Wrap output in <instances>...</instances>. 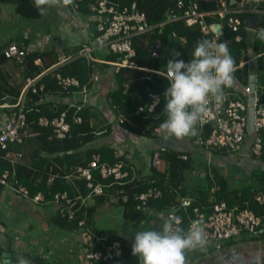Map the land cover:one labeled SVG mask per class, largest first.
Masks as SVG:
<instances>
[{
  "label": "built area",
  "instance_id": "built-area-1",
  "mask_svg": "<svg viewBox=\"0 0 264 264\" xmlns=\"http://www.w3.org/2000/svg\"><path fill=\"white\" fill-rule=\"evenodd\" d=\"M200 1L174 0L172 6L165 13V20L151 24L145 13L139 11L136 2L123 4L114 0H92L87 6L85 15L87 16V25L85 26L80 20L83 29L88 28L92 33L90 41L71 55H66L63 45H58L57 63L49 68H43L42 72L34 78L27 77L25 85L15 101H12L11 97L0 99V160L8 162L14 167L23 158L22 148L24 145H27L28 141L37 135L27 117L31 109V106L28 105L30 91L34 94L39 91L43 92V96L35 105L52 102L55 106L64 104L68 107L66 111L61 112L53 119L43 116L38 120L40 126L48 127L51 130V138L64 140L71 136L72 124L67 121L69 109L74 108L76 114L84 108L91 107L92 92L101 79V76L96 73L91 76L90 81L94 83V87L89 89L86 85L82 86L75 77H64L57 74V84L61 92L55 95L52 92H45L44 84L39 85L40 87L37 85L44 74L77 57H86L89 62L97 64H109L115 72L122 68L140 69L134 61L137 49L148 47L150 55L154 58L158 57L163 46L162 40L156 39L153 42L152 37L156 32L161 34L167 23L176 21H183L185 26L198 29L201 33L200 40L219 39L229 45L231 40L226 38V32L229 31L234 36L235 42H241L243 36L240 34V30L243 22L239 17L240 14H249L245 28L250 32L256 29L260 20L259 16L264 14L263 9L257 3L253 4L251 0H217L215 1L216 8L212 10H203ZM63 3L70 8V12L74 15L78 14V6L73 0H63ZM254 17H258L259 20L254 24L255 29H251L249 24ZM172 37L185 41L175 33L172 34ZM28 38L29 36L26 34L20 41H11L4 45L0 49V56L14 64L24 65L32 54H38L39 56L34 59V64L43 67L42 57L48 56V47L52 45L53 39L49 35H42L34 41H28ZM102 52L109 56H115L116 60L109 62L96 56L97 53ZM260 61L264 64V52L254 53L252 47L247 46V50L243 51L239 66L234 68L236 71L247 67L246 75L241 79L234 77L231 87L225 89V98L219 106L212 101L209 102V112L203 120L197 123L195 135L185 138L186 143L182 148L190 154L194 149H197L205 157L210 177H213L210 169L216 151L227 152L224 159L247 158L264 161V92L259 85ZM145 71L162 76L159 72L163 70L145 69ZM63 91L66 92L65 95L62 94ZM148 95L151 99L148 108L139 106L135 111L137 115H142V118L147 121L143 126L140 127L138 123L119 113L113 115L109 125L123 129L125 126L137 129V133L144 138L161 137L159 127H156L152 120L159 117L156 114V109L161 105L162 98L159 93L150 92ZM72 121L74 124H79L82 122V118L73 115ZM212 123L216 127L208 136H205L203 127ZM107 131L104 129L96 134L101 136ZM96 143L98 142L96 141ZM167 146L170 144L159 145L158 148L145 151L150 169L157 172L162 169L161 152L168 150ZM173 146L181 147L177 139L174 140ZM114 149L116 155L124 160L109 165L101 162L98 155H94L89 166H79L72 173L64 176L69 183H73L76 179L86 180V186L89 189L86 196L76 194L71 197L67 192L54 195L51 205H54L57 208L56 211L67 221L72 222L80 208L86 207L88 200L94 196L107 195L106 186H120L121 189L115 197H112V200L119 201L120 198L123 202L127 201L128 193L122 188L138 179L136 170L131 164L133 155L119 147H114ZM188 157V154L183 153L184 160H187ZM92 169L99 170L101 179L105 181L113 179L112 182L108 185L100 182L94 183L95 177L92 174ZM200 173L201 169H198L194 174L199 175ZM14 175V168L12 171L4 169L0 172V185L4 187L2 194L8 193L37 206L46 202L42 193L39 192L31 197L26 187L13 185L9 178ZM55 178V175L49 174L47 184H52ZM154 183L155 180H152V184ZM215 190L217 187H214L212 192ZM162 197L163 190L157 186H151L144 192H134L135 210L150 216L151 220L148 221L159 228L166 220L174 217H179L178 226H180L182 217L177 215V211L183 210L187 213L193 199L181 196L178 199L179 206L167 212L150 207L151 201ZM253 202L261 207L260 214L249 207H242L241 204L229 206L225 201L215 202L211 197L209 205L194 207L193 217L189 219L190 224L194 220H200L207 233V245L210 244L213 249L221 252L225 250V242L234 238L245 236L246 242L250 243L252 240L259 239L264 232V191H254ZM248 203L246 202V205ZM144 222L137 218L133 219V223ZM86 223L82 221L80 226H84ZM84 228L85 231L81 237L76 238H79L80 241L79 264H122L124 243L126 242L129 247L132 244V239L129 236L108 238L92 231L89 227L84 226ZM72 233L74 234V232Z\"/></svg>",
  "mask_w": 264,
  "mask_h": 264
},
{
  "label": "trees",
  "instance_id": "trees-1",
  "mask_svg": "<svg viewBox=\"0 0 264 264\" xmlns=\"http://www.w3.org/2000/svg\"><path fill=\"white\" fill-rule=\"evenodd\" d=\"M78 6L79 13L86 15L87 6L92 0H73ZM123 4H132L136 2L139 11L145 13L148 22L151 24H157L165 20L166 11L172 6L174 0H114ZM217 0H201L200 5L203 10H212L216 8ZM253 4H256L263 9L264 11V0H251ZM46 8L45 0H23L19 5H17V13L29 20H39L45 15L38 12L37 6ZM249 14H240V18L243 22V25L240 30V34L243 36L241 42H235L233 35L228 31L226 32V38L230 41L228 47L229 52L235 60L234 68L239 66L240 59L244 50H247V42L250 38L249 33L245 28L247 26V18ZM260 20L256 25V28L264 27V14L260 15ZM175 33L178 37L184 38L186 43L181 46L179 45V39L172 37V34ZM153 36V35H152ZM36 38H28V41H34ZM156 39L162 40V49L158 57H152L148 51V47L137 49V56L135 58V63L140 69H130L122 68L118 72H115L113 67L109 64H97L89 62L86 57H77L70 62L57 67L55 70L49 72L38 82V86L41 84L45 85V92H52L55 95L61 92L60 87L57 84L56 75L60 74L64 77L70 76L75 77L80 81V84L86 85L89 89L94 87V83L90 81L91 76L96 74H103L105 70L111 71L110 76H112L111 81L114 83V87L109 94V101L111 103L112 109L115 114H122L128 119L133 120L141 126L144 125L147 121L142 118V115H137L135 111L139 106H144L146 109L151 102L149 93H159L162 98L161 105L156 109V114L159 115L158 118L152 120L156 127H159V123L163 120L164 114L162 113L164 100L163 92L168 86V80L157 74H153L145 71V69L151 70H164V66L167 64L169 59H181L185 62H188L191 59V53L195 44L201 39V33L198 29H192L183 23V21H176L167 23L163 27L161 34L156 32L152 37L153 42ZM209 39V38H208ZM252 52L259 53L264 52V42L259 41L256 38V33L254 32L252 38ZM61 42L55 41V45H59ZM81 45L79 48H81ZM77 48L74 51L66 49V54H73L79 49ZM1 49V48H0ZM72 52V53H70ZM52 54V51L48 55ZM178 54V55H177ZM97 54L96 56H98ZM39 56L38 54H32L26 61L24 65H17L22 70V73L25 72V79L27 77L34 78L38 76L43 68H49L52 64L57 63L58 55L53 56L52 64L45 63L46 57L43 58V67L37 66L34 64V59ZM116 60L115 56L107 57V61ZM7 63V60L0 56V99L5 97H11L12 101H15L18 95L20 94L24 85L18 89L17 87L11 85L2 69V65ZM247 73V67L234 71L235 78H243ZM259 85L263 88L264 92V64L260 61L259 64ZM40 87V86H39ZM63 95L66 92L63 91ZM43 96V92L40 91L37 94H34L32 91L29 92L28 105L31 106L30 111L28 112V121L31 123L33 130L37 132V135L30 139L27 145H24L23 149V158L18 162L14 167L10 163L0 160V172L4 169H9L12 171V168L15 169V175L9 178V181L15 186H24L28 189L29 195L31 197L35 196L37 193H42L45 197L46 202L40 204L41 206L51 205V201L54 198L56 193L67 192L69 196L74 197L76 194L86 196L89 192L86 186V180L76 179L73 183H69L65 180L64 176L72 173L79 166H89V163L93 160L94 155L100 157L101 162L108 163L109 165H114L115 163L124 160L122 157H118L115 153V149L110 147L104 141L103 143L97 144L101 137L110 135L111 125L100 127L95 129L91 121V112L92 107L84 108L81 111H78L75 114V109L71 108L68 111L67 121L71 125V136L64 140H58L51 138V130L48 127L40 126L38 120L40 117H48L53 119L54 117L60 115L61 112L67 110V106L64 104H59L55 106L52 102L41 103L35 105L36 102ZM264 97V94H263ZM147 112V111H146ZM80 116L82 122L79 124H74L72 121V116ZM216 127L215 124H208L203 127L205 136ZM129 131L138 132L137 129L124 127ZM107 129V133L98 136L96 133L101 132L102 130ZM190 137V136H188ZM176 140L175 138H173ZM183 139V138H182ZM180 141V139H177ZM36 144H32V142ZM170 144L173 146V143L167 142L165 145ZM181 147L179 148H170L166 151L161 152V160L163 163L162 169L157 172L154 169L152 170L149 178L135 179L133 182L128 183L127 186H124L122 189L126 190L128 193L127 201L123 202L119 198V201H116L119 205H122L124 208V215L126 218L133 221L134 218H137L139 221L149 220L147 215H144L141 212L135 210V204L133 198L134 192H144L151 186H157L163 190V197L151 201L149 203L150 207L158 210L167 212L170 209H174L179 206V197H188L192 198V204L187 209V213L183 210H178L177 215L182 217V223L180 228L187 229L190 224V218L193 217V210L196 206H206L209 205V199L214 198L215 202L225 201L229 206L235 204H241L242 207H249L258 214L261 212V207L257 206L253 202L254 191H264V170H259V172L254 173L257 178V182L253 178L248 179V185L246 187L235 188L232 187L229 178L225 177L220 172V167L214 162L223 160L227 152L225 151H216L214 161L211 164L210 172L213 177L206 175L203 181L206 183V186L201 185H191L187 183V180L192 179L191 175H194L196 169L194 167V162L192 154L185 152ZM27 149L25 152L24 149ZM31 149V150H30ZM31 151V152H30ZM183 153L188 154L189 157L187 160L182 158ZM189 173V175H187ZM259 173V174H258ZM49 174L56 176L52 184H47V177ZM92 174L95 177L94 183H103L104 185L110 184L113 179L103 180L100 177V172L98 169H92ZM261 174V175H260ZM132 175V173H131ZM152 180H155V183L152 184ZM252 182H254L252 184ZM256 183V184H255ZM217 187V190L212 192V189ZM121 189L120 186H106L105 192L107 195L94 196L92 198V203L87 204L86 207L80 208L76 213V217L72 222L67 221L66 218L62 217L58 212L52 216V224L61 226L62 228L68 227L71 232L77 231L81 226L80 222L85 221L90 223V218L96 212L97 207L105 204L112 200V197H115L118 191ZM4 187L0 185V195L3 193ZM121 197V196H120ZM246 202H249L246 205ZM189 217V218H188ZM86 223V224H87ZM138 224V223H134ZM264 236V232L262 234ZM21 250V249H19ZM11 253V260L16 261L20 257H16L13 252L12 245L8 244L6 247L0 244V261L3 262V253ZM21 253V252H20ZM27 259L30 260L28 256ZM33 260L37 264H51L45 263L40 257ZM133 255L131 254V247L124 243L123 255H122V264H131ZM59 264V263H56Z\"/></svg>",
  "mask_w": 264,
  "mask_h": 264
},
{
  "label": "crops",
  "instance_id": "crops-1",
  "mask_svg": "<svg viewBox=\"0 0 264 264\" xmlns=\"http://www.w3.org/2000/svg\"><path fill=\"white\" fill-rule=\"evenodd\" d=\"M49 2L51 4H55V6L57 5L56 14H58L62 18L65 19L67 17V14L73 16V21L75 20L76 21L74 23H70L69 25L72 26L73 28L80 29L81 27L80 20H82V18L85 15H83L82 13H79V11H77L78 14L74 15V13L70 12L67 8H64L62 6L63 0H49ZM45 4H46V0H45ZM79 15H81L82 18ZM28 31H29L28 36L31 39H34V36L32 35L30 28H28ZM42 35L44 36V35H49V34H42ZM253 35H254V32L249 33L250 38L247 42L248 47L253 46L252 45ZM55 41L56 39L53 38L52 45L48 47V52L52 51V54L50 53V55H52L51 60L52 58H54L53 56L58 55L57 49L59 46L54 44ZM185 43H186V40L185 41L179 40V45L183 46ZM68 48L69 47H67V49ZM74 50H71V51H74ZM66 55H71V54H66ZM98 56L103 60H107V57H109V55L103 52L99 53ZM241 59H242V56H241ZM51 62H50V65L52 64ZM5 64H7V66H9L10 69L13 68L15 65L14 63L10 61H7V63ZM4 65H2V69L4 68ZM110 74H111V71L105 70V73L100 75L101 79L100 81H98L97 85L95 86L92 92V97H93L92 101H94V103H92L91 105L92 110L94 109L95 105L98 102H100L103 105V111H104L103 113L105 114L107 118V121H103L99 125V128L108 126L110 119H112L113 115L115 114L114 110L112 109V106L108 103L109 94L114 87L113 86L114 83L111 81L112 76H110ZM45 75L46 74L41 76V78L44 77ZM110 132H111L110 135L109 134L106 135L107 137L106 140H104L105 137H101L97 141L98 142L97 144H99L100 142L103 143L104 141H106V143L110 145V147L112 148L119 147V148H122L125 152L131 153L133 155L131 164L136 170L138 179H141L144 177L148 179L152 173V170L149 168L148 162L146 160L147 158L143 157L142 152L140 151L153 150L155 148H158L159 145H164L167 142L169 143L174 142V140L171 138L168 140H164L163 136L159 138H156V137L144 138L140 136L137 132H133V130L129 131L128 129H125V128L123 129L120 127H112V129H110ZM185 138L180 139V141L179 140L177 141H179L180 144L183 145L186 143ZM159 139L161 140V143ZM128 140H131L132 142L131 146ZM137 159L141 161L140 164H137V161H138ZM215 163L220 167V170L221 168L225 170L230 169L231 166H234V165L241 166L243 173H245L247 177L246 182L248 181V179L250 180V178H253V180L257 182V178L254 175L255 171L257 173L259 172V170L260 171L264 170V161H256L254 159H247V158L238 159V160L223 159L220 161L215 160L214 164ZM198 169H201V172H205V173H200V175H202L201 180H203L206 175H209L207 172V169L204 170L205 166H199ZM221 174H223V172H221ZM223 175L229 178V181H231L230 184L232 187L239 188V189L243 187V186H240V183L238 181V179L242 178L241 175L235 174L234 176H231L227 172H225ZM191 176H192V179H190L191 183H189V186H191L190 184L197 185V182L199 180L198 175L194 174ZM248 182H251V181H248ZM7 204H10L11 207L18 209L19 211H25L27 209H30L37 217V220H39L40 225L42 227V232H44L43 238H41L40 234H37V235L32 236L30 240L31 244L34 245V248H33L34 252L37 253L35 259L40 257L42 260H44L45 263H51V264H56L57 259L61 261L59 264H68L70 262H73L74 264H79L78 258H79L81 250L79 251L78 249L77 250L75 249V247L77 248L79 247L80 249V241L78 240L79 238L76 239L78 237V234H73L69 230L68 227L62 228L61 226H56V225L55 227H52L53 225L52 216L57 212L56 211L57 208L54 205H53L54 214L53 213L50 214L49 211L44 210V207L47 208L48 206H41V205L35 206L29 201L20 199L18 197L16 198L8 193L1 194L0 195V205L7 206ZM89 204L90 203H88V205ZM1 208L2 207L0 206V209ZM47 212L49 216H46ZM2 216H3V213L0 212V233H3L5 235V238H7V242H4L5 243L4 247H6V245L9 242V244L12 245L13 252L18 253V251L23 250L25 246L26 247L28 246V243L26 241L25 243L23 242V244H20V242H17V240L21 241L19 240L18 237L21 235L23 236L24 233L20 230H17L18 227H14L12 230H15V232H14V236L12 237L8 232L10 231V228L8 227L7 223L2 221ZM7 216H9L8 213H7ZM46 218L47 220H50L51 222L49 224L50 226L47 223H45L44 219ZM148 218L149 220H151L150 216H148ZM146 222L147 221L145 220L144 223ZM90 224L91 223H88V225ZM155 227L159 230V226H155ZM33 228H34V225L32 224L28 225V229L30 231H32ZM46 237L49 239L47 240ZM63 241L66 242L67 248L64 246H63L64 248L62 247L61 243H63ZM246 241L247 239L245 236L226 241L225 247H224L225 250L222 252L219 250L213 249L212 245L210 244L206 245V248L203 250L199 248L194 249V250H187L185 252L184 264H256L258 263V261L264 258V236H261L259 239H256V240H252V242L250 243H247ZM17 243L19 245H17ZM0 244L2 245L1 241H0ZM17 256L18 255H16V257ZM48 256L51 257V260L49 262L47 261ZM30 260L32 261V259ZM12 262L14 261L12 260Z\"/></svg>",
  "mask_w": 264,
  "mask_h": 264
},
{
  "label": "clouds",
  "instance_id": "clouds-1",
  "mask_svg": "<svg viewBox=\"0 0 264 264\" xmlns=\"http://www.w3.org/2000/svg\"><path fill=\"white\" fill-rule=\"evenodd\" d=\"M37 10L43 13L45 8L38 5ZM252 31L264 42V27ZM234 65L228 45L219 39L198 41L188 62L168 60L159 72L169 82L163 92L165 118L159 123L164 140L195 135L197 123L209 112V102L217 106L223 102L225 89L231 87L234 79ZM178 224L179 217H174L166 220L159 230H135L131 254L138 264H184L187 250L206 248L207 233L200 220L192 221L187 229ZM15 264H29V261L20 257Z\"/></svg>",
  "mask_w": 264,
  "mask_h": 264
},
{
  "label": "rangeland",
  "instance_id": "rangeland-1",
  "mask_svg": "<svg viewBox=\"0 0 264 264\" xmlns=\"http://www.w3.org/2000/svg\"><path fill=\"white\" fill-rule=\"evenodd\" d=\"M22 1L23 0H0V48L11 41H20L21 38H24V36L29 33L28 28L31 29V33L34 36V38H38L42 36V34H49V36L52 39L55 38L58 42L61 41L60 44L63 45L64 49H67V47H69L71 50H74L90 41L92 37L91 31L88 28H84V29L81 28L82 25L80 29H76L70 26L69 24L74 22L73 16L67 14V17L65 19L62 18L61 16L56 14L57 5L55 6V4H51L49 0H46L45 15L41 20H29V19H25L24 17H21L17 13L16 8L17 5ZM62 6L70 11L69 7L66 4L62 3ZM79 16L81 17V15ZM82 21L86 26L87 16H84L82 18ZM51 56L52 55H48L46 57L45 63L51 62ZM3 70L11 85L20 89L25 84V72L22 73L20 67L14 65V67L10 69L9 66L5 64ZM92 103H94V101H92ZM108 103L111 105L110 101H108ZM103 112H104L103 105L100 102H98L95 105L93 111L91 112V121L95 129H98L99 125L103 121H107V118ZM128 141L131 146L132 144L131 140ZM32 144H36V143L33 141ZM24 150L25 152L27 151L26 148ZM140 152H142L143 157H146L145 151H140ZM191 154L195 169L198 170L199 166H205L204 170H206L207 163L205 162V157L197 149H194ZM140 163L141 161L138 160L137 164ZM220 171L223 172V174L227 172L231 176H234L235 174H239L242 176V178L238 179L240 186L246 187L248 185V183L246 182L247 177L245 173H243L241 166L234 165L227 170L221 168ZM201 173H205V172H201ZM187 175H189V173H187ZM198 179H199L197 182L198 185L206 186V183L203 180H201L202 175L199 174ZM229 182L231 183V181ZM187 183L189 184V180H187ZM88 203L91 204L92 199H90ZM0 206L2 207L0 209V212L3 213L2 221L7 223L8 227L10 228V231H8L9 234L13 237L15 230L12 229L14 227H18L17 230L22 231L24 235L19 236L18 238L21 241L17 240V242L23 244V242L25 243L26 241L28 243L27 247L25 246L23 250L18 251V253L15 254L18 255L17 257L26 258V256H28L30 259H32L31 261L26 258L29 262L31 261L30 264H37L33 260L34 258H32V257H36L37 253L34 252L33 250L34 245L31 244L30 240L32 236L37 234H40L41 238H43L44 232H42V227L40 225L39 220H37V217L30 209H27L25 211H19L18 209L11 207L10 204H7V206L6 205L5 206L0 205ZM44 210L49 211L50 214L51 213L54 214L53 205H48L47 208L44 207ZM7 213L9 216H7ZM46 216H49L48 212ZM44 221L48 225L51 223L50 220H47V218L44 219ZM90 223H91L90 225H88L87 223L84 226H86L87 228L89 227L92 231L108 238L127 235L132 239V233L135 230H143V229L158 230L155 227L156 225H153L151 221H148L146 223L134 224L131 219L125 217L123 206L119 205L115 200H111L97 207L96 212L90 218ZM29 224L34 225L32 231L28 229ZM84 226H81L78 229V231H73L74 234H78L79 238L81 237L83 231H85ZM52 227H55V225L53 224ZM48 239L49 238H47V240ZM0 241L3 246L5 245L4 242H7V238H5V235L3 233H0ZM61 245L62 247L64 246L67 248L65 241H63ZM75 249L76 250L78 249L80 251L79 247L78 248L75 247ZM50 260L51 257L48 256L47 261L49 262ZM60 262L61 261L59 259L56 260V263H60ZM68 264H74V263L70 262ZM131 264H138V260L135 256H133Z\"/></svg>",
  "mask_w": 264,
  "mask_h": 264
},
{
  "label": "water",
  "instance_id": "water-1",
  "mask_svg": "<svg viewBox=\"0 0 264 264\" xmlns=\"http://www.w3.org/2000/svg\"><path fill=\"white\" fill-rule=\"evenodd\" d=\"M259 20V18L258 17H254V18H252L251 19V21H250V24H249V28H251V29H255V22H257ZM3 258H4V262L6 263V264H15V261L14 262H12V260H11V254L10 253H3ZM256 264H264V258H262V260H260V261H258V263H256Z\"/></svg>",
  "mask_w": 264,
  "mask_h": 264
},
{
  "label": "bare ground",
  "instance_id": "bare-ground-1",
  "mask_svg": "<svg viewBox=\"0 0 264 264\" xmlns=\"http://www.w3.org/2000/svg\"><path fill=\"white\" fill-rule=\"evenodd\" d=\"M166 148H167V149H170V148L175 149V147H174V146H171V145H170V146H167Z\"/></svg>",
  "mask_w": 264,
  "mask_h": 264
}]
</instances>
